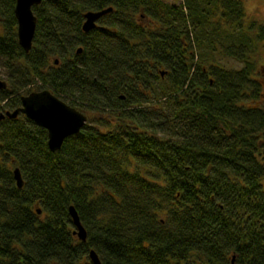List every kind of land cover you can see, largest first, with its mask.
Masks as SVG:
<instances>
[{
  "label": "trees",
  "instance_id": "16d2710c",
  "mask_svg": "<svg viewBox=\"0 0 264 264\" xmlns=\"http://www.w3.org/2000/svg\"><path fill=\"white\" fill-rule=\"evenodd\" d=\"M15 6L0 0V264H94L92 249L103 264H264V23L244 2L43 0L29 52ZM43 87L90 116L56 152L35 121L1 118Z\"/></svg>",
  "mask_w": 264,
  "mask_h": 264
},
{
  "label": "water",
  "instance_id": "95a60500",
  "mask_svg": "<svg viewBox=\"0 0 264 264\" xmlns=\"http://www.w3.org/2000/svg\"><path fill=\"white\" fill-rule=\"evenodd\" d=\"M43 0H16L15 15L18 20V40L21 47L29 52L33 46V40L37 28L38 17L33 7L39 5ZM114 10L112 6L100 10H88L84 13L82 29L89 32L98 26L99 20ZM83 48L78 49L81 53ZM56 59V63H58ZM162 75L164 72L162 71ZM7 82L0 78V88H6ZM122 97H124L122 95ZM22 105L13 111L1 114V118H17L20 113L34 120L38 125L48 131V147L52 152L60 150L65 139L78 134L89 120V115L76 107L68 104L58 97L49 88L41 91H31L21 95ZM16 184L19 188L24 187L25 180L19 166L13 170ZM69 212L76 226L75 232L78 237L85 241L87 230L74 205L69 206ZM38 213L41 210L38 209ZM90 257L94 264H103L98 253L92 249ZM234 260V259H233Z\"/></svg>",
  "mask_w": 264,
  "mask_h": 264
},
{
  "label": "rangeland",
  "instance_id": "374dc122",
  "mask_svg": "<svg viewBox=\"0 0 264 264\" xmlns=\"http://www.w3.org/2000/svg\"><path fill=\"white\" fill-rule=\"evenodd\" d=\"M173 1L179 2V0H173ZM242 1L244 2L246 9V15H245L246 22L250 23L251 21H257L264 23V0H242ZM257 56L259 58L258 65L261 67V70L264 71V47L261 45L258 48ZM217 59H219L223 64H225L226 67L240 68L243 65L242 62H240L235 57H225L218 54ZM0 77L7 80L4 70H2V73H0ZM26 93L27 92L23 91V94ZM59 97L68 103V101L62 95H60ZM97 115L99 114H97L96 112L94 116Z\"/></svg>",
  "mask_w": 264,
  "mask_h": 264
},
{
  "label": "flooded vegetation",
  "instance_id": "af4514ba",
  "mask_svg": "<svg viewBox=\"0 0 264 264\" xmlns=\"http://www.w3.org/2000/svg\"><path fill=\"white\" fill-rule=\"evenodd\" d=\"M56 64H58V63H56ZM48 87H43V88H35L34 89V91H41V90H43V89H47ZM50 90H52L51 88H49ZM53 91V90H52ZM54 92V91H53ZM55 93V92H54ZM56 94V93H55ZM57 95V94H56ZM58 96V95H57ZM59 97V96H58ZM69 104V103H68ZM71 105V104H70ZM23 115H25V114H23Z\"/></svg>",
  "mask_w": 264,
  "mask_h": 264
}]
</instances>
